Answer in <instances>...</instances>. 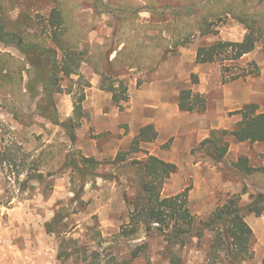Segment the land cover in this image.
<instances>
[{"label":"rangeland","instance_id":"rangeland-1","mask_svg":"<svg viewBox=\"0 0 264 264\" xmlns=\"http://www.w3.org/2000/svg\"><path fill=\"white\" fill-rule=\"evenodd\" d=\"M208 1L210 0H134L133 3L142 7L148 4L156 9L164 7L163 11L155 16L164 17L163 14H168L166 17L174 21L177 14L183 15L191 11L190 14L194 16L197 9ZM106 2L107 0H3V6L8 27L21 31L28 37L48 39V18L52 9L61 4L68 16L71 37L86 41L84 46L88 52L93 50L95 54H104L105 48L119 44L123 40L122 36L130 37V31L135 33L138 42H143L151 48H147V51L153 52L154 42L147 37L150 27L137 22L142 16L141 13L147 16L146 12H142L143 8L114 9ZM108 14L118 16L119 20L127 18L126 21H129L130 25L124 31L122 24L116 40L113 42L106 39L103 46L105 48L101 50L97 40L91 42L88 36L92 29L101 31L104 28L103 22L108 21ZM218 14V17L211 18L214 34L202 37L200 33H196L185 48L171 49L174 45L170 36L166 37L165 42L159 40L160 35L153 36L155 43H162V49L158 51L160 57L153 69L146 60L141 67L122 73L121 71L129 67L127 61L117 65L116 72L113 71L109 76L125 81L129 97L130 87L135 88L134 91H140L155 78H159L163 84L166 79H170L166 84H162L161 90L166 93L167 101H179V98L172 95L176 90H194L191 76L195 72L189 65L195 51L197 54L198 46L219 40L241 42L246 37L247 30L240 22L228 13ZM79 16L83 17L84 22H93L81 27L76 20ZM113 20L111 18V22ZM0 50L11 54L13 63L20 62V68L24 66L27 70L31 69L26 56L17 48L0 45ZM38 62L42 65V73L32 83L40 89L36 98L27 93L30 80L28 71L22 72L20 77L22 92H19L18 99L0 95V146L17 164L9 167L0 163V264H62L57 259L62 239H72L77 241L79 246L88 247L90 256L93 252H101L103 257L114 254L120 261L127 262L126 264H170L167 243L162 236L153 234L152 237H147L145 228L140 225L137 235L129 238L120 235L123 228L135 226L132 208L126 203V194L132 198L138 191L135 187V173L117 168L112 162L120 151L129 149L130 145L126 146L125 141L134 130L132 124L134 126L138 111L129 123L122 115L113 117L110 121L97 120L85 105L89 88L87 77L84 75L82 78L66 79L63 82V92L55 97L62 122L74 117L75 106L81 94L85 92L82 103L84 117L81 126L75 130L76 140L73 141L61 124L54 125L36 113V103L41 98L40 82L45 78L47 71V64ZM251 62L258 65L259 76L235 81L227 79L242 69H252L248 66ZM200 65H204L205 72L196 74L200 79L198 85L203 84V90L206 91L204 96L207 99V109L202 113H178L174 117V124L171 125L177 126L178 129L195 125L196 135L174 133L163 145L151 144L148 149L144 148L143 152L129 155L128 162L142 160L146 153L153 152L167 162L177 163L178 172L167 179L162 196H176L189 188V207L192 214L199 219H205L219 205L224 204L230 195L242 193L244 187L247 188V194L242 197L244 206L250 203V195L260 190L261 176H254L253 180L248 179L236 170L233 164L240 156H246L253 167L264 168V143H238L232 136L227 135L223 139L230 147L223 163L214 162L205 150L200 148V144L203 141L202 135L210 130L211 136L214 131L235 129L241 121V115L236 112L247 103L257 104L259 112H264V42H259L256 49L240 61L226 62L225 66L231 69V72L225 75L224 66L220 62ZM82 66L90 71L89 67ZM158 71L162 77L160 74L157 77ZM120 73L123 74L121 78L118 76ZM32 75L34 76V73ZM130 99L128 103L123 104L121 114L130 108ZM152 111H147L146 115H154ZM104 112L112 111L107 105L104 106ZM169 112L172 114L174 111L170 109ZM212 124L215 130H212ZM74 153L102 162L96 172L99 176L84 179L82 176L77 177L71 168L63 170V162L68 156L73 157ZM40 175H43L42 179L39 178ZM25 181L27 187L24 189ZM58 213H62L64 222L68 225L62 237L48 234L46 231V224L51 223ZM250 216L254 218V215ZM256 221L253 225L258 236L254 235L252 245L255 257L240 264L264 262V221ZM211 240L212 235L208 234L201 244L197 239H193L189 246L182 250L176 248V251L180 253L184 264H207ZM143 245L147 247H144L141 256L129 261L130 253ZM65 264L87 263L83 262L80 256H76Z\"/></svg>","mask_w":264,"mask_h":264},{"label":"trees","instance_id":"trees-1","mask_svg":"<svg viewBox=\"0 0 264 264\" xmlns=\"http://www.w3.org/2000/svg\"><path fill=\"white\" fill-rule=\"evenodd\" d=\"M217 11L220 14L228 13L240 22L247 30L246 37L241 42L219 40L204 44L198 48L196 62L197 64L220 62L224 66L223 75L230 73L231 69L225 66L226 62L240 61L246 55L251 54L259 42H264V0H210L198 8L194 16L190 14L191 11L183 15L177 14L173 23L161 28L158 38L165 42L167 38L163 33L166 32L174 45L170 46L171 49L173 47L185 48L189 46L196 33H200L202 37L214 34V23L211 18L219 16ZM48 26L49 40L42 39V37H28L21 31L11 30L5 21L3 0H0V45L17 48L26 56L28 64L31 65L29 70L24 66L20 68V62L16 64L14 61L13 63L11 61L14 60L13 56L0 50V95H9L18 99L19 92H22L20 77H22V72L28 71L30 80L27 93L36 98L40 89L32 83L42 73V65L38 61L46 63L47 71L45 78L40 82L42 85L41 98L36 103V113L54 125L61 124L69 132L70 139L75 141V130L81 126L84 117L82 103L85 99V92L81 94L75 106L74 117L62 122L55 97L63 92V82L67 78L78 73L82 64L87 62L103 76L101 89L112 94L113 103L119 108H123V104L129 102V89L125 81L113 79L99 69L102 61L106 59L104 54L100 52V54H89L87 49L79 50L80 40L71 37V28L63 5L59 4L52 9L48 18ZM147 37L154 42L153 52L147 51L146 44L138 42L139 40L128 41L110 64V68L115 69L117 65L128 61L129 67L134 69L141 67L143 61L148 60V65L153 69L160 57L158 51H161L162 43H155L154 37ZM164 55L162 58L165 57ZM248 66L252 69H242L241 72L231 74L227 79L235 81L249 76H259L256 63H248ZM191 83L193 85L200 83L197 74H192ZM87 87H90V83H87ZM178 106L182 112L202 113L207 109V99L200 93H194L192 89H184L180 92ZM236 113L241 115V121L235 129L214 131L200 144V148L205 150L206 154L216 163H223L229 152L230 145L223 139L227 135L232 136L238 143L251 145L264 143V112H259V106L251 103ZM158 135V131L152 124L141 128L129 149L120 151L112 162L117 168L131 170L135 173V187L138 191L132 198L126 194V203L132 208V219L135 226L123 228L120 235L127 238L133 237L138 234V225H140L145 228L147 237H152L153 234L162 236L167 243L166 249L170 264H184L176 248L184 249L192 243L193 239H197L201 244L208 234L212 235V240L209 245L207 264H240L253 260L255 257V251L252 248L254 232L246 219L250 215L258 218L264 215V168L253 167L248 157L240 156L233 164L235 169L248 179L253 180L254 176H261L260 190L251 194L250 203L244 206L242 197L247 194V188L244 187L242 193L230 195L227 201L219 205L208 217L199 219L192 214L189 207V188L176 196H162L167 179L178 172V166L175 163L167 162L148 153H146L147 157L142 160L128 162L129 155L143 152L141 148L143 142H154ZM0 163L9 167L17 165L12 156L4 152L1 146ZM102 164L95 158L74 153L73 157L68 156L63 162L62 169L67 171V168H71L77 177L90 179L99 176L96 172ZM39 178L42 179L43 175ZM23 185L25 189L27 181ZM64 221L65 217L62 213H58L51 223L46 224L47 233L62 237L65 227H68ZM144 247L147 246L135 248L130 253L129 261L139 258ZM89 252L88 247L79 246L75 240L62 239L57 259L62 264L76 256H80L87 264L127 263L120 261L114 254L103 257L101 252H93L90 256Z\"/></svg>","mask_w":264,"mask_h":264},{"label":"crops","instance_id":"crops-1","mask_svg":"<svg viewBox=\"0 0 264 264\" xmlns=\"http://www.w3.org/2000/svg\"><path fill=\"white\" fill-rule=\"evenodd\" d=\"M133 1L134 0H119V1L118 0H107L106 3H108V5H110L114 9H123L124 10V9H128V7H130V8L136 7V9L140 10L141 8H143L144 11H142V12H146L147 16L145 17L141 13L142 16H140L141 18L138 19L139 21L137 20V22L141 23L142 25L146 24V26L150 27V31L148 33V36H151V37L156 36V35H160L161 28L167 24H170L171 21H173L172 18L168 19V17H166V15H168V14H163L164 17H161L162 15H160L159 17L155 16L156 13L163 11L164 7L162 9H156L155 6L151 7L148 4H144L145 6L142 7V6H139L138 3L135 5L133 3ZM146 7H147V9H145ZM161 13H163V12H161ZM111 18H112V20L114 18V20L112 22H111ZM126 19L127 18H122L121 20H119L118 16L109 15L108 21L103 22L104 28H102L101 31H99L98 29H95V28L92 29L89 33L88 40L91 42H95L97 40V42L100 45L99 47L101 48V50H103V48H105V47H103L105 44V41H107L106 39H108V41H110V39H111L113 42L116 40L115 38L117 36V32H119L118 30L121 28L122 24L125 27L124 31H126V27H128V25H130V22L126 21ZM76 20L78 21V24L81 27L86 26V24L93 22L92 20H90V21L88 20V21L84 22V19L82 16L81 17L79 16L78 19H76ZM74 25H75V20H74ZM129 33H130V37L129 36H122L121 38H123V40L120 41L119 44L116 43L117 45H115L114 47H108L107 49L105 48L104 55L106 56V59L104 61H102V64L99 67L100 70L106 72L108 75L113 74V71H115V69H111L110 64L117 57V54L119 52H121V50L124 48L126 42L137 39V37H135L134 32L132 33V31H130ZM163 35H164V37H169L168 33H166V32H164ZM85 42L86 41H84V42L80 41L79 42V50H85V46H84ZM147 43H149V42H147ZM108 44H109V42H108ZM106 47H107V45H106ZM198 47H200V46H198ZM93 53H95L93 50L89 51V54H93ZM59 55L61 56V53ZM196 58H197V54L195 51V54H194L192 60H190V61H192V63L189 66L193 67V71L195 72V74L196 73L199 74L200 72L204 73L205 72L204 65H200V64L197 65ZM94 63H96V62H94ZM82 65L89 67L90 71L88 70L89 71L88 72L87 71L88 68L87 69L85 67L82 68L83 66H81L78 73L73 74L70 77V79L72 77L81 78L84 75L87 77L88 82L90 83V87L88 88V91L86 93L87 99H86L85 105H86V108H88L91 111V114L95 117V119L110 121L113 117H116V116L118 117L119 115L120 116L122 115V117L125 118V121L129 123V120L131 119V117L133 116V118H134L135 114L138 111L139 115L137 116V119L135 120L134 126L132 124V129L134 128V130H132V132L130 133L128 138L126 137V141H125L126 146L131 145L133 139L138 135L141 128L148 126L150 124L155 126L159 135H158L156 142L155 141L154 142H143L141 144L142 150L144 148L148 149L151 144H155V143H158L159 145H163L164 143H166L168 141V139H171V137L174 136V133L175 134L181 133L182 135H184V133H189L191 135H196L197 126H195V125L188 126L186 128H182V129H178L177 126H173V127L171 126L172 124H174L175 115H177L178 113L180 114L182 111H180V109H179L178 99L176 100L175 103H171L170 100H168V101L166 100L167 95H166V93H163L161 90L163 83L159 80V78L158 79L155 78L152 82H150V84L143 87V89L140 91H138V90L134 91L135 88L130 87V97H131L130 108H128L126 113L121 114L122 108L117 107L113 103L112 94L101 89L103 76L99 72H97L93 66L90 67L91 65L88 64L87 62L83 63ZM133 70H135V69L128 67L126 70L121 71V72L123 73L125 71H133ZM118 73L119 72L117 71V74ZM122 73H120L121 75L120 74L118 75L120 78L123 75ZM160 73L161 72H159V71L156 73L157 77ZM160 77H162L161 74H160ZM67 79H69V78H67ZM119 80H122V79H119ZM122 81H124V80H122ZM169 81H170V79H166L164 81L165 82L164 84H166ZM202 85H193V86H195L193 88L194 93H200V94L204 95L206 93V91L203 90ZM172 95L175 96L176 98H179L180 97V89L178 90V92L176 90L174 92V94H172ZM248 104L249 103H247V105ZM107 105L111 109V111H112L111 113H105L104 112V106H107ZM148 109H154L155 111L153 112L152 110H148ZM170 109H173V111H174L172 114L169 112ZM147 111H152V113H154V115L147 116L146 115ZM197 118H200V117H197ZM200 119H202V118H200ZM132 121L134 122V119ZM123 122H124V119H123ZM202 125H204V124H202ZM211 127H212V130H215L213 124L211 125ZM210 132H211V130L209 131V133H207V134L205 133L204 135H202L203 141L210 137ZM150 155H154V156L159 157L158 154H154L153 152H151ZM146 157H147V154H146ZM172 163H175V162H172ZM175 164L178 166L177 163H175ZM256 220L264 221V216L257 218L254 215V218L252 216H250V217H247V219H246L247 223L252 228L254 235H256V237H257L258 232L256 231L255 226L253 225L254 222H257Z\"/></svg>","mask_w":264,"mask_h":264}]
</instances>
